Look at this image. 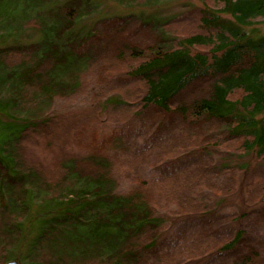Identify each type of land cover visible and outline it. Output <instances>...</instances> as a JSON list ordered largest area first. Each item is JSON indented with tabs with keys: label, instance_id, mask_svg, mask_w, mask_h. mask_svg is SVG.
Returning <instances> with one entry per match:
<instances>
[{
	"label": "trees",
	"instance_id": "1",
	"mask_svg": "<svg viewBox=\"0 0 264 264\" xmlns=\"http://www.w3.org/2000/svg\"><path fill=\"white\" fill-rule=\"evenodd\" d=\"M99 1L0 0V264H264V0Z\"/></svg>",
	"mask_w": 264,
	"mask_h": 264
},
{
	"label": "rangeland",
	"instance_id": "2",
	"mask_svg": "<svg viewBox=\"0 0 264 264\" xmlns=\"http://www.w3.org/2000/svg\"><path fill=\"white\" fill-rule=\"evenodd\" d=\"M155 4L158 6L156 7ZM192 4L198 6V5H201L202 3H201V0H156L154 2L151 1L149 3L135 2L133 4H130L128 0H123V1L122 0H100L99 3L96 5V8L92 12V14L94 13H114V12L126 13L127 11L132 10L136 12L138 11L141 14L146 15V16L151 15L153 17H163V16L168 15L169 13L180 11L184 6H190ZM34 5L35 3L30 2L29 7L26 8L24 13L31 12ZM148 5H152V6L148 7ZM11 14L12 12L9 8L0 7V16H9ZM90 16L95 17L94 15H90ZM259 25L262 27V29H264V24H259ZM87 103H88V94H83L76 100L59 99L56 101L55 110L57 111V110L67 109L70 107H77V106L85 105ZM236 156H233V157H236ZM247 157L248 156H241V157H238V158L236 157L233 159L231 158V162L234 163V161H237L236 163H238L242 160H245ZM249 159H250L251 167L257 164V160L253 156H251V158ZM243 176L244 174L241 172L240 178L242 181L244 180ZM131 181L132 180H129V181L125 180L123 184H121L122 189L123 188L125 189L131 183ZM242 197H243L242 186H239L237 187V191L234 194L226 196L223 204L224 206L225 205L229 206V208H232V207L237 208L242 205V202H241ZM34 217L36 216H32L30 213L28 216V222L26 223L28 224H30L31 222L35 223ZM24 248L25 247L23 246V249ZM22 252L24 251L19 250L18 254L15 252L14 257L12 258H16L24 262Z\"/></svg>",
	"mask_w": 264,
	"mask_h": 264
},
{
	"label": "water",
	"instance_id": "3",
	"mask_svg": "<svg viewBox=\"0 0 264 264\" xmlns=\"http://www.w3.org/2000/svg\"><path fill=\"white\" fill-rule=\"evenodd\" d=\"M3 264H23V263H22V261H20V260H18L16 258H11V259H8Z\"/></svg>",
	"mask_w": 264,
	"mask_h": 264
}]
</instances>
